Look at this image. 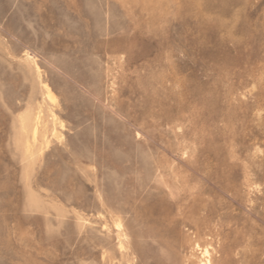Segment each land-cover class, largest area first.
Returning a JSON list of instances; mask_svg holds the SVG:
<instances>
[{
  "label": "rangeland",
  "instance_id": "1",
  "mask_svg": "<svg viewBox=\"0 0 264 264\" xmlns=\"http://www.w3.org/2000/svg\"><path fill=\"white\" fill-rule=\"evenodd\" d=\"M193 243L264 264V0H0V264Z\"/></svg>",
  "mask_w": 264,
  "mask_h": 264
},
{
  "label": "bare ground",
  "instance_id": "2",
  "mask_svg": "<svg viewBox=\"0 0 264 264\" xmlns=\"http://www.w3.org/2000/svg\"><path fill=\"white\" fill-rule=\"evenodd\" d=\"M25 56V58H26V60L27 61H31L32 63H33V65H34V69H35V71L37 72V73H39V71H40V69L38 68V66L36 65V64H34V60H33V58L32 57H30L27 53L24 55ZM30 63V62H29ZM42 87H43V90H44V94H45V97H46V99H49V100H53V98H52V94H51V92H50V89H49V87L48 86H46L45 84H43L42 85ZM29 117V116H28ZM26 118V117H24V118H22V120H21V129L22 130H25L26 129V126L28 127V122H29V118ZM52 118H53V116H52ZM40 120V118H39V115L38 116H36L35 117V120H34V123L32 124V126H31V132H32V135H33V137H36V135L39 133V132H42V134L43 133H45L46 132V128H45V126H43L42 128H41V126H40V124H41V122L39 121ZM56 124V123H55ZM54 124V125H55ZM52 125V124H51ZM54 127V126H53ZM51 131V133H50V135L52 134L53 136L55 135V133H57V132H55L56 130L54 129V128H52V130H50ZM58 134V133H57ZM56 134V135H57ZM51 135V136H52ZM57 138H59V137H57ZM47 141V140H46ZM158 171V170H157ZM186 182V181H185ZM120 225H117V228L119 227ZM117 233V232H116ZM122 233H120V232H118L117 233V235H116V237H117V239H118V241L119 242H122L121 241V238H122V235H121ZM125 235V234H124ZM127 237V236H126ZM116 239V240H117ZM194 244V243H193ZM121 245V244H120ZM195 245V244H194ZM196 246V245H195ZM194 246V247H195ZM200 247V246H199ZM198 246H196V249H198L199 250V252H200V257H199V261L197 262V264H210L209 263V252H208V250L206 249V247L204 248V249H201V247L199 248ZM228 250V249H227ZM221 253V252H220ZM222 254H223V252H222ZM226 255V254H225ZM222 256V255H221ZM192 258V257H191ZM224 259V258H223ZM220 261V260H219ZM188 262V261H187Z\"/></svg>",
  "mask_w": 264,
  "mask_h": 264
}]
</instances>
